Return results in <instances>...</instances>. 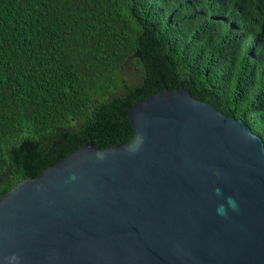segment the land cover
<instances>
[{"label":"trees","instance_id":"1","mask_svg":"<svg viewBox=\"0 0 264 264\" xmlns=\"http://www.w3.org/2000/svg\"><path fill=\"white\" fill-rule=\"evenodd\" d=\"M164 89L264 143V0H0V198Z\"/></svg>","mask_w":264,"mask_h":264},{"label":"water","instance_id":"2","mask_svg":"<svg viewBox=\"0 0 264 264\" xmlns=\"http://www.w3.org/2000/svg\"><path fill=\"white\" fill-rule=\"evenodd\" d=\"M0 198V264H264V143L186 89Z\"/></svg>","mask_w":264,"mask_h":264}]
</instances>
